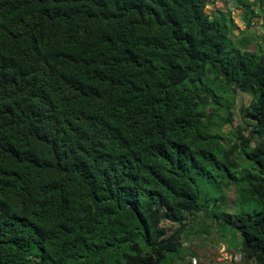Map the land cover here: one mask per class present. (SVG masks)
I'll return each mask as SVG.
<instances>
[{
    "label": "trees",
    "instance_id": "1",
    "mask_svg": "<svg viewBox=\"0 0 264 264\" xmlns=\"http://www.w3.org/2000/svg\"><path fill=\"white\" fill-rule=\"evenodd\" d=\"M232 2L243 30L207 0H0V264H159L230 186L264 264V49L233 39L264 6Z\"/></svg>",
    "mask_w": 264,
    "mask_h": 264
},
{
    "label": "rangeland",
    "instance_id": "2",
    "mask_svg": "<svg viewBox=\"0 0 264 264\" xmlns=\"http://www.w3.org/2000/svg\"><path fill=\"white\" fill-rule=\"evenodd\" d=\"M210 14V13H209ZM253 29L247 31L243 35H234V41L238 39L245 38L250 41L248 45L247 52H254L256 47H262L264 49V20L253 19ZM257 21V22H256ZM261 21L263 23H261ZM258 23V24H257ZM256 24V26H255ZM259 28V29H258ZM243 30V29H242ZM253 32L258 36V39H254ZM236 34V33H235ZM249 98L243 96H234L230 91L227 92L226 96L220 101L223 105H228L229 103L235 104L231 105V110L237 113V109L245 102H248ZM209 111L217 112L214 106L208 107ZM219 118L215 119L216 123H219L220 119L225 117L224 110H221L219 113ZM215 123V124H216ZM237 121L232 122V124L222 127L221 134L226 137V143H231L230 140H235L231 137V134L235 131ZM248 169V168H247ZM242 173L238 174L240 176ZM221 198L217 202H212L209 200L207 208L201 211L195 217H191L185 223V230L180 238L181 247L179 249L178 255L175 256L172 253H167L164 260L159 264H189V259L195 258L196 264H219V258H221L220 251L221 244L228 245L231 244V247L237 245V240H232L233 234L231 230V225L225 221L229 218L228 214H235V204L236 198H239V195H236V190L233 186L226 187L222 190ZM214 196H210L211 199ZM243 202V199H239ZM258 208V207H256ZM159 226L166 231L164 238L172 235L174 231L177 230V225L169 221H160ZM238 235L236 234V237ZM219 248V249H218ZM194 254V255H193ZM220 254V257H219ZM219 262V263H218ZM248 262V261H246ZM234 264V263H226ZM235 264H246L245 259L242 256V259L239 263ZM247 264H254L253 261H249Z\"/></svg>",
    "mask_w": 264,
    "mask_h": 264
},
{
    "label": "crops",
    "instance_id": "3",
    "mask_svg": "<svg viewBox=\"0 0 264 264\" xmlns=\"http://www.w3.org/2000/svg\"><path fill=\"white\" fill-rule=\"evenodd\" d=\"M207 2H208L207 9H208V12L210 13L211 16H217L221 12L230 11L233 20L238 23V18L240 16V11L236 10L234 8L232 0H207ZM262 2H263V6H264V0H262ZM258 13H259V17H256L255 19L258 20V21L259 20H264V9H263V12L260 13L258 11ZM261 23H263V22L261 21ZM238 24H239L240 29L242 30L244 27L242 26V24H240V23H238ZM255 26H256V24H255ZM221 247L222 248L220 249V251L221 250L226 251L230 255H234V254H238L239 253L238 251H235L230 245L221 244ZM218 261H219V259H218ZM227 262L228 261L220 262L219 264H226ZM228 263H233V262H228Z\"/></svg>",
    "mask_w": 264,
    "mask_h": 264
},
{
    "label": "built area",
    "instance_id": "4",
    "mask_svg": "<svg viewBox=\"0 0 264 264\" xmlns=\"http://www.w3.org/2000/svg\"><path fill=\"white\" fill-rule=\"evenodd\" d=\"M221 253H222L221 258H219L220 262L228 261V262L238 263L242 259L241 254L230 255L226 251H222ZM219 257H220V254H219ZM189 263L196 264V259L195 258L189 259Z\"/></svg>",
    "mask_w": 264,
    "mask_h": 264
}]
</instances>
